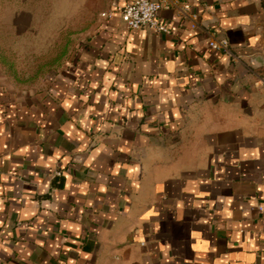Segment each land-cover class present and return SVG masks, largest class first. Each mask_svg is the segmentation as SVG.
<instances>
[{"label":"crops","instance_id":"crops-1","mask_svg":"<svg viewBox=\"0 0 264 264\" xmlns=\"http://www.w3.org/2000/svg\"><path fill=\"white\" fill-rule=\"evenodd\" d=\"M127 1L32 69L0 46V264H264V0Z\"/></svg>","mask_w":264,"mask_h":264},{"label":"rangeland","instance_id":"rangeland-1","mask_svg":"<svg viewBox=\"0 0 264 264\" xmlns=\"http://www.w3.org/2000/svg\"><path fill=\"white\" fill-rule=\"evenodd\" d=\"M84 2L85 0H0V33L37 34L41 40L0 42V46H3V51H16L18 57L15 58V65L18 69H32L38 63L41 64L49 52L56 51L65 36L74 38L83 33V23L93 16V11ZM17 76L26 78L31 74Z\"/></svg>","mask_w":264,"mask_h":264},{"label":"built area","instance_id":"built-area-1","mask_svg":"<svg viewBox=\"0 0 264 264\" xmlns=\"http://www.w3.org/2000/svg\"><path fill=\"white\" fill-rule=\"evenodd\" d=\"M162 7L159 0H129L118 7L121 21L128 30H136L140 28H148L155 32L168 33V27L160 22L158 12ZM183 10L188 9L186 2L182 5ZM102 15H105L103 13ZM208 47L214 50L228 49V41L226 39L211 38L207 41ZM54 175H61L56 171Z\"/></svg>","mask_w":264,"mask_h":264}]
</instances>
